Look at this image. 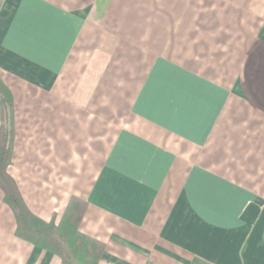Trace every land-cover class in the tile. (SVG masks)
<instances>
[{
	"label": "crops",
	"instance_id": "0c3cea01",
	"mask_svg": "<svg viewBox=\"0 0 264 264\" xmlns=\"http://www.w3.org/2000/svg\"><path fill=\"white\" fill-rule=\"evenodd\" d=\"M9 174L70 200L98 264H264V0H0ZM0 264H62L15 235Z\"/></svg>",
	"mask_w": 264,
	"mask_h": 264
},
{
	"label": "trees",
	"instance_id": "16d2710c",
	"mask_svg": "<svg viewBox=\"0 0 264 264\" xmlns=\"http://www.w3.org/2000/svg\"><path fill=\"white\" fill-rule=\"evenodd\" d=\"M14 119L12 98L0 81V190L3 202L13 213L17 238L56 255L62 264H98L101 247L78 232L83 212L77 200H70L60 221L44 222L30 212L8 170L12 163Z\"/></svg>",
	"mask_w": 264,
	"mask_h": 264
}]
</instances>
